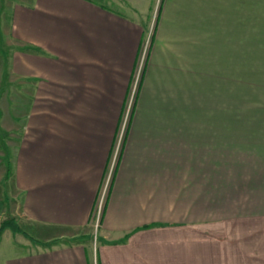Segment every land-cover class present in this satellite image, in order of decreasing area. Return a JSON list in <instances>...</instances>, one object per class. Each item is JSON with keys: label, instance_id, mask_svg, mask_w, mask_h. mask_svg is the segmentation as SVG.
I'll list each match as a JSON object with an SVG mask.
<instances>
[{"label": "crops", "instance_id": "0c3cea01", "mask_svg": "<svg viewBox=\"0 0 264 264\" xmlns=\"http://www.w3.org/2000/svg\"><path fill=\"white\" fill-rule=\"evenodd\" d=\"M7 1L0 228L11 219L19 230L0 234V264H264V121L245 188L237 137L224 130L235 126L207 116L231 46L225 1L236 0H160L95 243L89 227L155 0ZM245 219L250 231L228 232ZM10 230L26 241L3 248Z\"/></svg>", "mask_w": 264, "mask_h": 264}, {"label": "rangeland", "instance_id": "374dc122", "mask_svg": "<svg viewBox=\"0 0 264 264\" xmlns=\"http://www.w3.org/2000/svg\"><path fill=\"white\" fill-rule=\"evenodd\" d=\"M7 2V0H0V27L4 19L1 10H6L5 4ZM235 2L233 1L230 4V1H225V6L229 5V12L226 11L227 14L222 16L223 29L227 31L226 33L224 32V43L229 38L231 46L221 48L224 75H215V89L212 100H210L212 97L211 92L209 91L208 93V100L214 102V107L213 109L208 108L207 116L208 118L221 119L223 122H232V125L235 126L233 128H224V130H227L230 134L233 130V142L235 141L234 138L237 137V141L234 143H238V155L233 158L238 159L237 173L240 176H244L242 184L245 182L247 184H243L242 187L247 188L249 186L248 179H250V143L254 144V141H257L260 129L256 126L264 121V0H236ZM159 4L160 0H155L153 11L150 17H148L150 31L144 39L137 68L129 85L126 104L117 130L114 150L112 152L113 155L116 150L117 139L122 133L129 108L133 104L129 106L130 100L142 76V54L149 44ZM228 20H231V22ZM1 30L2 28H0V39H2ZM2 43L5 42L0 40V44ZM5 46L3 47L4 53L8 49ZM211 76L208 75V80L211 79ZM6 92L7 75H4L3 79H0V120L6 115L8 103L13 101L9 96H6ZM14 99L15 101L17 99L16 102H21L22 96H15ZM251 125L254 126L251 129L255 131V135L250 133ZM0 146L2 148L6 144L0 143ZM243 202L246 203L245 200ZM3 212L2 220L7 217V211L4 209ZM5 221H8V219ZM99 227L95 228L94 225L89 227V231L94 238V243L98 237ZM229 227L228 232L233 233H247V231H250V223L246 219L238 221L233 225L229 224ZM13 235L11 230L5 235L2 245L3 248H10L12 247L11 245H16L18 241L20 243L26 241V239L24 240V234H16L15 240L11 237ZM248 245L250 246V244ZM249 246L241 244L240 249ZM20 247L16 246V249L21 251ZM261 258L262 256H254L249 261L239 258L238 264H263Z\"/></svg>", "mask_w": 264, "mask_h": 264}, {"label": "built area", "instance_id": "2783aa9c", "mask_svg": "<svg viewBox=\"0 0 264 264\" xmlns=\"http://www.w3.org/2000/svg\"><path fill=\"white\" fill-rule=\"evenodd\" d=\"M148 48H149V44L146 46V48L144 49V52L142 54L141 68H144L143 65H145V62H146ZM139 84H140V81H139L138 85H136V88L134 90V94L132 95V98L130 100L129 106L132 103L133 104H132V107L130 106V108H129V112H128L127 116H126V119H125V122H124V125H123L122 133H121V135H119V137L117 139L116 150H115L114 155L112 157L111 166H110L108 175L106 177L105 185H104V190L100 194V197L98 199V202H97L95 210H94V213L92 215L91 224L94 225L95 228H98L100 226V223H101V217H102L104 203H105V194H106V191L108 189V186H109V183H110V180H111L114 168H115V163H116L117 157L119 155V152H120V149H121V146H122V143H123V140H124L127 128H128V123H129V120H130V117H131V114H132L133 105H134V102H135V99H136V95H137V90H138Z\"/></svg>", "mask_w": 264, "mask_h": 264}, {"label": "trees", "instance_id": "16d2710c", "mask_svg": "<svg viewBox=\"0 0 264 264\" xmlns=\"http://www.w3.org/2000/svg\"><path fill=\"white\" fill-rule=\"evenodd\" d=\"M9 227L14 228L16 231L19 230V229L17 228V224L14 223V222H12L11 219H8V221H5V222L2 223L1 228H0V234H1L5 229H7V228H9Z\"/></svg>", "mask_w": 264, "mask_h": 264}]
</instances>
